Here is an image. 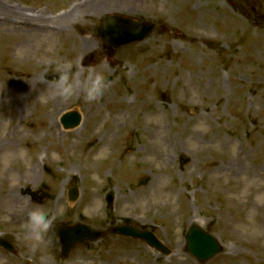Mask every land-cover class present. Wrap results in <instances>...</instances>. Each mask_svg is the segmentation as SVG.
I'll use <instances>...</instances> for the list:
<instances>
[{
    "label": "rangeland",
    "instance_id": "374dc122",
    "mask_svg": "<svg viewBox=\"0 0 264 264\" xmlns=\"http://www.w3.org/2000/svg\"><path fill=\"white\" fill-rule=\"evenodd\" d=\"M145 1L147 14L116 13L153 22L154 29L107 56L95 26L113 13L94 14L91 0H0L22 12L7 24L0 22V82L14 84L34 76L48 88L54 74L45 76L44 62L58 59L72 61L75 72L83 68L81 74L105 65L106 72H99L108 83L91 103L83 96L43 102L37 95L41 87L36 86L28 107L18 108L14 100L0 105V115L6 114L4 130L17 127L22 132L9 167L22 172L39 152L33 160L40 176L30 183L16 175L17 183L11 186L9 167L0 161V193L10 187L17 194L22 187H34L20 194L26 208L39 203L54 214L63 206L55 224L82 222L102 231L98 240L81 242L63 258L54 231L49 246L32 248L19 229L24 214L12 217L0 211V238L16 249L12 253L0 245L6 264H264V179L261 186L254 183L259 174L264 176V0ZM69 13L60 31L56 16ZM27 20L33 33L21 28ZM202 24L211 32L198 39L203 33L195 27ZM44 25L57 32H34ZM171 31L184 38H166ZM84 39L90 40L91 48L81 52ZM122 97L130 106L116 101ZM52 102L60 105L54 133L30 140L31 128L47 123L42 111ZM15 109L19 112L9 116ZM152 109L161 111L165 133L174 144L168 160L145 154L149 141L143 115ZM68 110L81 116L70 131L59 121ZM117 116L121 120L115 126ZM109 128L114 130L110 142L104 137ZM226 140L232 142L229 151L236 168H230V155L220 146ZM32 141L35 150H30ZM101 141L107 155L90 166ZM46 147L53 157L48 163L41 160ZM221 165L225 170L216 173ZM71 186L77 187L72 201L67 195ZM107 191L113 193L111 207L104 200ZM59 194L63 198L57 205ZM92 196L95 205L89 208ZM126 221L151 230L170 254L112 233V226ZM193 222L222 244V251L204 263L184 249Z\"/></svg>",
    "mask_w": 264,
    "mask_h": 264
},
{
    "label": "bare ground",
    "instance_id": "6f19581e",
    "mask_svg": "<svg viewBox=\"0 0 264 264\" xmlns=\"http://www.w3.org/2000/svg\"><path fill=\"white\" fill-rule=\"evenodd\" d=\"M160 3V0L157 1ZM77 9V8H76ZM75 10V9H73ZM169 10V9H167ZM94 14L98 15L102 12H119V13H127V14H136V13H143L147 14L149 12L148 5L145 0H91V10ZM159 12H163L160 11ZM22 12L19 11L17 8L8 7L7 4H4L0 2V22L7 24L9 21H11L12 17H17L15 15H20ZM25 15V14H24ZM25 17V16H24ZM56 21H60V24L58 25V28L60 31H62V26L68 21V19L71 17V14H60L57 16ZM33 18V17H31ZM178 20V19H177ZM31 25L30 21H23L21 28L24 30H27L29 33H33V28L28 27ZM43 29H35L34 32L36 33H46L50 35H54L57 31L54 27L49 26H42ZM168 27H164V30H166ZM195 31H200L203 33L198 39L207 37L208 34L211 32V28L208 24H202L195 27ZM168 35H165L166 38H171L174 36H178L180 38H184V35L179 32L171 31L167 33ZM91 48V42L88 39H84L80 43V51L83 52L85 50H88ZM161 54V53H160ZM81 63V62H80ZM77 68V67H76ZM99 70L106 72V66H99L94 68L93 70ZM81 73L83 72V68L80 69ZM182 75H185V72L182 73ZM4 85L3 89L0 90V105L4 104L6 101L14 100L18 104V108L21 107H28L30 103V96L33 90L35 91L36 86L41 87V90L37 92L38 96L43 97L46 93L47 87H45L44 84L39 83L38 80L34 76H30L29 78H25L22 81H18L17 83L10 84L9 82H0V85ZM125 101L126 104L130 106L131 102L128 100V98L122 97L120 99V102ZM60 111V105L57 102H52L51 107L48 108L46 111H44V116L47 117L48 122L45 124L32 127L31 129V135L33 138L30 140H33L34 138L40 137V134L43 132H49L54 133L55 129L53 126H56L57 122V116ZM127 114V110H124ZM19 112L18 109H15L12 115L9 116H15L14 113L17 114ZM145 122L148 125V128L146 129V134L149 141V147L145 154L152 155L153 157H157L159 159L166 158V160L169 159V153L172 151L173 148V142L171 141V138L168 136L167 133H165L164 130V117L159 109H152L148 112H146L144 115ZM5 118L6 114L2 113L0 115V151L2 154L0 157H3L5 153L12 154V160L11 162H14V155L19 151L18 144L16 143V140L21 135V131L17 128H10L9 130L5 129ZM121 120L120 117H116L114 122V125L117 126L119 121ZM5 126V127H4ZM114 130L112 128H109L105 131L104 137L107 138V141L110 142L113 137ZM52 135V134H51ZM231 141H221L220 146L224 150V153H227L230 155L229 158V164L230 168H236L237 164L235 163V157L231 156V152L229 151ZM31 146L30 150H35L36 145L32 141L29 143ZM51 145V143H50ZM97 145V143H96ZM105 141L99 142L98 148L95 149V153L100 152L101 149L106 148ZM91 151V150H90ZM49 152V149H48ZM94 152V151H93ZM89 153V150L87 151ZM39 152H36L35 155L31 158L33 164L30 166V168L23 169L22 172H17L12 167H9L7 169L8 177L11 173H15V175L24 176L27 179V182L34 183L38 178L40 179V176L37 172V163L33 160L34 157H37ZM246 157V155H244ZM97 155H93L92 159L89 160V165L93 166L95 163L99 161V159L96 158ZM42 161H51L53 160L52 153L51 154H45L44 157H41ZM2 161V160H0ZM246 166L245 163L242 164V167ZM225 170L224 166H216L215 172H223ZM68 175L71 177L73 173L71 171L67 172ZM259 182H255V184L262 185L260 183L261 180L264 179V176L262 174H259L258 177H256ZM260 183V184H259ZM65 184V181L63 180V185ZM34 187H22L18 191L20 193H15L14 189L12 187L5 189L2 193H0V211H2L7 216L12 217H18L22 214H24L28 208L25 207V204L23 202V197L20 195L21 193H29L30 191H33ZM63 198L62 194H59L56 197V204L58 205ZM95 196L91 197L89 208L94 207L95 205ZM46 264V263H45Z\"/></svg>",
    "mask_w": 264,
    "mask_h": 264
},
{
    "label": "clouds",
    "instance_id": "9594fccd",
    "mask_svg": "<svg viewBox=\"0 0 264 264\" xmlns=\"http://www.w3.org/2000/svg\"><path fill=\"white\" fill-rule=\"evenodd\" d=\"M44 64L45 76L49 72L54 75L42 97L43 102L56 99L66 101L75 96H83L86 102L91 103L97 101L108 87L102 72L88 71L85 74L75 72L72 61L47 59ZM3 87V84L0 85V90ZM106 155L107 149H101L96 158L103 159ZM12 158L10 153H5L3 157H0L5 168L10 166ZM9 181L11 186H15L17 183L15 173L9 175ZM35 190L36 188H33V191ZM63 212V206H58L53 214L39 203H33V206L24 213L19 225L24 240L30 242L32 248L49 246L52 243L50 233L55 230L54 218L62 215ZM0 264H6L4 258H0Z\"/></svg>",
    "mask_w": 264,
    "mask_h": 264
},
{
    "label": "water",
    "instance_id": "95a60500",
    "mask_svg": "<svg viewBox=\"0 0 264 264\" xmlns=\"http://www.w3.org/2000/svg\"><path fill=\"white\" fill-rule=\"evenodd\" d=\"M152 26L143 24L136 31L128 29V22L115 17H107L100 26L99 33L102 38H109V43L120 46L132 40L142 39ZM107 29V30H104ZM79 117L72 113L62 118L64 126H74L78 123ZM111 199V196H108ZM61 243L62 254L66 255L68 250L76 243L85 238H97L99 232L92 231L82 225L57 229ZM115 231L122 234L139 237L151 246L167 253V249L148 231H137L130 226H120ZM220 245L210 234L204 232L196 225H192L187 235L186 249L193 253L201 262L213 256L220 250Z\"/></svg>",
    "mask_w": 264,
    "mask_h": 264
}]
</instances>
